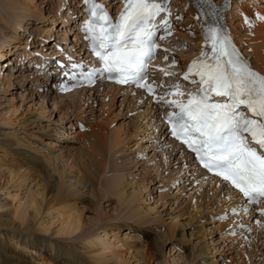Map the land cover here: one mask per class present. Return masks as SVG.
Listing matches in <instances>:
<instances>
[{
	"label": "rangeland",
	"instance_id": "rangeland-1",
	"mask_svg": "<svg viewBox=\"0 0 264 264\" xmlns=\"http://www.w3.org/2000/svg\"><path fill=\"white\" fill-rule=\"evenodd\" d=\"M59 1L60 0H53L51 5V11L56 12L51 13L53 19L45 18L43 22L40 23L36 22L37 20L35 18H32L33 20H29L30 25L33 26L31 29H27L25 32L17 30L15 35H17V37L19 35V37L15 42L17 45L25 46V53H27V50L30 52L33 47L42 45L43 42L46 46V48H44L45 51L50 49V47H48L49 45H53L54 48L56 46L55 43L61 44L63 40L69 39V42L63 43L66 47H73L71 43V41H73V34L66 35L64 30L67 29L69 33L70 31H74L76 34L77 27L76 29L74 27V23L76 22L73 20L75 16H73L72 13H74L73 11L78 1H62V5H68L70 2L68 6L66 5V8L65 5L61 6ZM246 1L249 4L246 3L244 6L250 8V10H247L249 12V17H251L250 21L252 22L253 20L252 23H256L257 17L254 11L263 9L261 7L263 4L261 2L262 0H255L258 2L254 0ZM33 2L36 3V6H39L42 0H33ZM179 2L180 0H173L175 7L181 10L182 4ZM236 2L241 3L240 7H243L241 0H237ZM258 3L261 4V8L258 6ZM59 4L61 7H59ZM8 7L14 10L9 4H4L0 1V13L4 16L3 20L5 21H8L11 15H16L15 11L8 10ZM70 12L71 14H69ZM66 15H68L69 21L72 22L71 26H66L65 24L67 23H63ZM78 15L83 16L80 11H78ZM184 16L187 18L188 15L185 14ZM230 17L232 18L233 26L236 27L234 34L238 39L242 40L241 36L244 34V31L240 17L238 14H232ZM53 20L57 23L53 22ZM190 21L192 20L190 19ZM249 27L252 30L253 26L249 24ZM0 29H2L0 32V40L2 42L5 37H9L13 33L12 29L9 30L8 27L5 28L2 24L0 25ZM239 31L243 32V34ZM263 31L264 29L261 31L263 35L258 37V41H264ZM47 32H50L51 38L49 39L50 41L46 42L44 38H46L45 34ZM180 32H182L178 35L180 41L176 40L174 42L176 45L173 49L174 54L166 55L173 60L178 58V56L176 57L177 54H179L181 58H184L186 56L189 57L191 53L195 51V45L189 44L194 42L191 41V38H193V36L195 37V30H192L193 35H189L190 30H182ZM3 43L6 56L0 59V69L10 74L9 64H11V61H14L16 62L15 64L18 62V67L15 68L12 66V68L16 69V72H19L20 67H22V70H25L26 73H11L13 77L16 76V79H12L10 83H0V139L9 137L8 142H10V144L15 141V139L23 144L21 147L15 148V146H13L7 148L6 143L0 142V213H11V210L15 209L19 203L22 204L25 201V198L30 192L35 193L36 190L40 189V193H44L40 215L34 221H30L29 219L27 222H23L24 224H21L20 227L21 231L26 230L25 232L28 234L33 233L35 236L48 239L54 244L63 246L67 250V247H71V251L76 250L82 253V248H84V246H81V244L84 243L87 245V242H89L87 241L85 243L83 241L88 239L92 240L90 239L92 236H102V230L104 229L107 234L104 236L105 238L100 239V241L103 240V244L99 246V248L109 247L111 249L118 248L124 250V247H120L121 243H131L132 250L129 251V254L126 256L129 264H141L139 263V257L133 250L142 249L149 244L153 246V254L148 264H203V262L209 264L212 261L209 257L217 258L218 264H260L263 262L264 252H261L260 248L255 247L253 241L245 244L246 240L242 236L239 237L238 234H235L231 237L234 238L232 243L235 245L230 246L226 237L220 235L222 225L213 220L215 219L214 216L211 218L213 221L210 219L212 215L211 212L214 214L218 209L220 210V204H216V201L212 204V200L209 198L210 195L206 196L208 199L205 198V196H202L204 198L200 199L201 196L197 197L198 194H195V196L192 195L194 189L191 191V185H187V181H184L185 179L188 180V183L191 181L192 177L189 175V172L186 171L181 174L180 181L182 184H180L181 188L179 192L174 188L169 190L164 189V194L160 192L161 190L157 192L156 186L160 183L161 178L168 175L167 172L172 173L173 171L171 172L165 167L161 153L153 149L152 151L147 150L146 146L150 145L155 147L160 144L149 141V139L156 136H154L150 127H148L149 125L147 123V118H144V113H141L143 116L142 118L139 117L140 112L139 115L138 113L134 114V112H131L136 107L130 98L129 100L131 101L125 103V101H123L124 96H120L116 100V96L118 95L116 94L113 102L108 100L107 103H103L104 101L101 100L100 92L97 91L100 96V102L98 101L99 99L95 97V94H93L92 97V95H90L91 93H87V96L91 99H89L88 103L87 100L89 97H85L82 101L83 105H81V101H78V103L80 102V106L75 101L69 102L68 99H70L71 96L62 97L60 95H55V92H58V89L54 86L56 79H45L40 77V74L31 71L33 65H26L29 59L34 61L36 56H29V58L25 54L22 56L23 50L15 51L17 55H15V52L13 55H9L7 53L9 50H6L5 46L7 44L6 40ZM13 44L11 43L10 45ZM243 46H245V44H243ZM36 60L38 61V58H36ZM7 66L9 68H7ZM48 79L50 82H53V84L49 82L48 85ZM43 82V89L46 90L44 92L41 90ZM50 99L52 101H50ZM121 101L124 102L122 109L119 106ZM75 104L78 105V107H75ZM104 104L110 107L104 108ZM127 104L131 105L126 108ZM146 108L147 106L143 110L145 111ZM103 110L108 112H106L107 115L103 113ZM79 116L84 122L83 126L85 129L89 124L100 125L99 129H97L100 138H102V142L100 143L102 147H108L111 139L114 142L115 139H119L115 142L114 148L108 152L107 155V160L110 162V170H108V163L104 167V173L98 177L97 181L92 180V184H89V186L86 185L87 188L81 191L74 181L75 178H80V171L83 170L84 167L82 162H84V160L87 162L88 157H85V154L89 149L87 142H85L84 138L81 136L85 134V130L83 132H78L80 123L74 122V117L77 118ZM72 124L73 126L71 127ZM74 124L76 126H74ZM110 133L114 136L112 137ZM135 157L137 159L133 160ZM138 157H146V159L143 160L141 158L140 160ZM179 160L180 156H175V158H173L175 167H177L178 170H180L181 165ZM129 166L132 168H129ZM53 168L61 172L66 170L67 173H64L63 177H61L62 180H58L55 175L51 176V172H54ZM113 169H116V171ZM185 169L186 168H184L183 171H185ZM127 171L130 172L128 173ZM68 173H70V175H68ZM72 174L73 176L77 175V177L73 178V176H71ZM156 176L157 179H155ZM22 178L25 179L24 183L21 181ZM114 179H120L121 184L128 186L129 189H127L128 193H126V195L130 194L132 190L131 187L136 188L137 186L138 191L136 194L138 195L135 202L132 203V207L135 206L141 214L139 218L136 217V220L130 216L129 211L131 206L117 203V198L115 196L110 197V192H107V184ZM63 184L65 187L80 191L78 194H81V197L70 198L69 204L77 207V213H79L80 221L83 226L82 230L75 235L65 237L54 235L55 231L59 228V223L54 221L55 214L52 216H47L46 214L50 209L46 211L48 207L47 202L55 199L54 196H56L57 190H59V187H62ZM36 199L38 200L40 197ZM205 204L209 206V210L211 209L210 212H208ZM52 222H54V224L49 227L47 233L40 234L35 231L38 224L49 225L48 223ZM18 225L19 223L15 221L11 224V227L15 229ZM6 226H10V224ZM139 234L143 236L144 242ZM99 242L97 241V243ZM226 244L228 245L224 246ZM261 244H263V241ZM229 247L234 248L231 250ZM238 247L243 250L240 253L241 257L238 253L240 251H236ZM182 249H184L186 253L182 251ZM19 253L22 254V258L26 261H30L32 257H35L37 262L41 259L37 256L38 252L34 253V250L32 251V255L26 252ZM187 255V262H184V260H186L184 258H186ZM90 257L93 258V256ZM1 258L2 257H0V264H7ZM177 259L181 260L177 261ZM174 261L177 262L174 263Z\"/></svg>",
	"mask_w": 264,
	"mask_h": 264
},
{
	"label": "snow or ice",
	"instance_id": "snow-or-ice-1",
	"mask_svg": "<svg viewBox=\"0 0 264 264\" xmlns=\"http://www.w3.org/2000/svg\"><path fill=\"white\" fill-rule=\"evenodd\" d=\"M205 2L211 8V0ZM84 4L89 6L90 19L83 30L102 65L100 70L118 84L132 83L152 94L153 86L141 81L156 48L153 21L166 9L157 0H126L112 23L93 0ZM162 23L170 32L168 21ZM203 31L210 51H202L187 70L199 77L201 87L186 103L165 100L178 109L166 119L173 138L186 145L205 169L256 203L264 199V75L245 62L220 27L209 25Z\"/></svg>",
	"mask_w": 264,
	"mask_h": 264
},
{
	"label": "bare ground",
	"instance_id": "bare-ground-1",
	"mask_svg": "<svg viewBox=\"0 0 264 264\" xmlns=\"http://www.w3.org/2000/svg\"><path fill=\"white\" fill-rule=\"evenodd\" d=\"M0 1L4 4L7 3L10 6H12L14 10H12V8H10V7H8V10L15 11V14H16V15L13 14L14 16L11 15L10 19L8 21H5V20H3L4 16L1 15V13H0V15H1L0 16V25L2 24L3 27H5V28L8 27L9 30L10 29L13 30L12 31L13 33L9 37H5V39H4V41L6 40V42H7V44L5 45L6 50H9V52H7V53L9 55H11V54L13 55V53L15 51L23 50L22 56H24V54H25L28 56V58H29V56H37L40 54L43 57L46 56L47 51L44 50V48H46V46L44 45V42L42 45H39L36 47L32 46L33 48L30 50L31 52H29L27 50V53H25V51H24V50H26L25 46L17 45V43L15 42L19 37V35L17 37V35H15V34H16L17 30L25 32L27 29H31L33 26L30 25L29 20H33L34 18L37 20L36 22H40V23L43 22V19H45V18L46 19H49V18L53 19V17L51 16V13L55 12V11L54 12L51 11V7H52L51 5L53 3V0H42V2L40 3L39 6H36V3L33 2V0H0ZM62 1L64 2V0H60L59 3L61 4ZM217 1L221 2L220 0H217ZM234 1H235V4L233 6L232 13H238L239 17L241 19V24L243 23V25H244V23H246V22L243 21V18H246L245 16L248 15L247 10H250V8H245V6H243L241 8L240 7L241 3L236 2L237 0H234ZM241 1L243 4H246V3L249 4L246 0H241ZM258 1H255V2H258ZM122 3L123 2H119V5L117 6L118 10H120V8L122 7V5H123ZM180 3H183V6L185 8L183 11L185 14L188 15L187 18H190L192 21H190V19H188L187 26H186L185 23L182 22L183 19L182 18L180 19L181 14H179L176 11L175 13H172V18L174 21V30L177 31L176 32V34H177L179 31L183 30V27H186V29H188V28L191 29L192 26H195L194 29H195V31H197L195 34L196 36L195 37L193 36V38H191L192 39L191 41L192 42L194 41L193 43L196 47V52H197L196 54L199 55V54H201V51L205 49V47L203 46V42H204V31L203 30L206 29L207 22L204 19H201L199 17L198 12L190 6V3H188L187 0H180ZM60 4H59V7H61ZM107 5H110V3ZM77 6L79 7V10H78ZM258 6L260 7V3H258ZM83 8H84V6L82 4L80 5V1H79V2H77L76 8L74 9L73 12L78 13V11H80L82 13ZM254 12H255L256 17L261 18L262 16H264V9H261V10L258 9V10H255ZM187 18H186V20H187ZM69 20L70 19L68 18V15H66V18H65L63 23H67V24H65L66 26L67 25L71 26L72 22ZM82 20H84V18ZM82 20H80L81 24L76 29V31H77L76 34L74 33V31L73 32L70 31V33H69V32H67V29L64 30V33L66 35L73 34L72 35L73 41H71V43L74 47L73 48L72 46L71 47L67 46V48L65 47V49L72 50V48L75 49L76 46L80 47L79 46L80 44L78 42L80 40V35L78 33H80V31H81V27L83 24ZM53 22H56V21L53 20ZM232 24L233 23L229 22L231 37H232L233 41L237 45L240 46L239 39L236 38V36L233 34V31L236 30V27H233ZM249 24L253 26L252 30L250 29ZM245 28H246L245 35L243 34V32L239 31L241 34H243L241 36V38L243 37V39L248 44L249 50L247 52H248L249 56L251 58H253V67L256 68L259 72H261L264 75V41H258V37L260 35H263L261 33V31L264 29V25L263 24L259 25V23H255V24L254 23H248L247 26H245ZM1 30L2 29H0V32H1ZM263 33H264V31H263ZM45 37L46 38H44V39L46 41H50L49 40L51 38L50 32H47L45 34ZM69 41H70V39L69 40H63V42H65V43L69 42ZM3 42L2 41L0 42V59L2 57L6 56V51L4 50V45H3L4 43ZM11 43L12 44L14 43V44L10 45ZM51 47L53 48V45ZM244 49L247 50L246 48H244ZM51 54L53 55L55 53L53 52ZM60 54L56 53L55 56H60ZM192 54H193L192 56H194L195 52H193ZM15 55H17L16 52H15ZM70 55L72 57H69V58H73V55L72 54H70ZM197 55L192 57V58L191 57L178 58V60H180L181 63H188L189 61H191L195 57H197ZM37 65L42 68L44 65V62L41 61V59H39ZM34 67L36 68V66H34ZM44 68L45 67L42 68L43 72H41V74L39 75L40 77H43L45 79H47V78L56 79L54 74L53 75L49 74V77H48V74L46 72L48 71V73H52V71L49 69L44 71ZM25 69H26V67H25ZM42 70H40V71H42ZM35 71H36L35 73L40 72V71L37 72V70H35ZM9 75L10 74H7L6 71H2L0 69V83L1 84L3 82H5V83L9 82L10 83L12 79L13 80L16 79V76L13 77L12 74L10 76ZM193 81H194V79H191V78L188 79L189 83H193ZM191 89H193V88H191ZM128 91L130 92L131 90L130 89H128V90L127 89H119V88L114 87L112 85L111 86L103 85V89L100 91V95L102 98L101 100L104 101V99L106 100V98H108L109 101L111 100V102H113V99H115L116 94L125 95L123 101H125V103H128L132 100V103L135 104V107H137L138 112H140L139 117L143 118L141 113H144V118H147V123L149 125L148 127H150L152 132H153V130H155L157 136H159V137L161 136V140L164 141L167 138V137L163 136L164 135V128H163V126L157 125V123H156V117L160 116L159 112H161V107L159 108L158 106H153V104H151L149 101H147V102L142 101L141 102L142 98L139 95L136 96L137 100H136V98L133 99L129 96ZM93 92H95V91H93ZM87 93H89V92H87V90L78 91L77 93L74 94V96H71L70 99H68V100H69V102L70 101H73V102L75 101L77 103H78V101L82 102L85 99V97H89V96H87ZM93 94H95V93H93ZM93 94L91 93L90 95H92V97H93ZM95 97H99V99H100V96L98 95V93H97V95H95ZM129 98L131 100H129ZM89 99H90V97L88 98L87 103L89 102ZM50 101H52V100L50 99ZM92 101H93V99H92ZM123 103L124 102H122V101H121V103H119L120 104L119 106L121 109L124 106ZM147 103H148L149 107H147L145 109V111L144 110L140 111V110H142L143 107L145 108V104H147ZM78 105L80 106V102L78 103ZM78 105L75 104V107H78ZM81 105H83V102ZM129 105H131V104H129ZM129 105L127 104L126 108ZM109 107L110 106H106V104H104V108H109ZM79 109H81V108H79ZM78 110H76V111H78ZM110 110H109V112H110ZM85 112H86V110H85ZM106 112L104 111L103 113H106ZM76 113H78V112H76ZM107 113H106V115H107ZM37 121H38V119H37ZM74 122L82 124L81 126H83V124H84V122H83V120H81L80 116L77 118L74 117ZM72 126H73V124L71 125V127ZM74 126H76V125L74 124ZM99 126L97 124L96 125L95 124L94 125L89 124V126L85 129V134L81 135L82 138H84L85 142H87V146L89 149V151H87V152L85 151L86 152L85 157H88V160H87V162L85 160H84V162H82L84 167H83V170L80 171V178L79 177L75 178V177H77L76 174H75L76 176H73V174L71 175V176H73V178H75L74 182L78 186L80 191L82 189L87 188V186H89V184H92V180L97 181L98 177L104 173V167L108 163H109L108 164V170H110V162L107 160L108 159L107 155H108V152H110L114 148L113 146L115 145V142L119 140V139H115V142H114L111 139L110 145L107 143L109 146L108 147L103 146L104 147L103 148L102 145L100 144L102 142V138H100V136L98 134ZM105 130H106V128H105ZM113 136L114 135H112V137ZM154 136H155V134H154ZM8 139H9V137L0 139V142L6 143L7 148L13 147V146H15V148L23 146V144L17 139H15V141H13L11 144H10V142H8ZM170 144H172V143H170ZM166 149L168 150V148H166ZM174 150H175V152L179 153V150L177 148H171V153ZM77 152H78V150H77ZM182 156L184 157L185 163L186 164L188 163L187 167H191L192 166L191 158L187 155H182ZM34 160H36V159H34ZM133 166H135V165H133ZM130 167L131 166H129V168ZM113 170L116 171V169H113ZM193 170L194 169H192L191 171H193ZM119 172L121 173L120 170H119ZM64 173H67L66 170H64V172H61L58 169H54V172L53 173L51 172V176L55 175L58 178V180H62L61 177H63ZM68 175H70V173H68ZM195 175H197V178L195 179V181H197V179L199 177L204 178V175L201 171L196 172ZM134 178H135V176H134ZM21 181L24 183L25 179L22 178ZM120 182H121L120 179H118V180L114 179L110 183H108L107 184V189H108L107 192H110V197L115 196L117 198V203H120L121 205L127 204V205L131 206V209L129 211L130 216H132V218H134V220H136L137 218H139V215L141 214L140 212H138L139 210H137L135 206L132 207V203L135 202V199L138 195V194H136V192L138 191L137 186H136V188L130 186L132 190H131L130 194L126 195V193H128L127 189H129V188H128V186L121 184ZM199 182L201 184H203L202 189L199 191L200 195L208 196V194H210L211 197L209 196V198H211L212 204H214L216 200L219 202H221V200H223V203L221 205V208H223V209H222V213L218 214L219 218H221L222 215H224V214H226V212H228L227 209L229 207H231V205H238L240 203V200L238 199V197L233 192H229V194L225 196L226 188L222 184H219V185L216 184V180L206 179V181L201 180ZM204 185H206V187H204ZM59 188L60 189L57 190L56 196H54L55 199L54 200L52 199L50 202L49 201L47 202L48 207H47L46 211L49 208L50 209L48 210V213L46 212V214H47V216H52L53 214H55L54 221L56 223H59V225H58L59 228H58V230L55 231L54 235L61 236V237L73 236L77 232L82 230L83 226H82V223L80 221L79 213H77V207L74 205H70L69 199L73 198V197L80 198L81 194H78V192H80V191H76L73 188L70 189L68 187H65L64 184L62 187H59ZM38 197H40V199L37 200L36 198H38ZM205 198H207V197H205ZM43 199H44V193H42V192L40 193V189H39V190H36L35 193L30 192L27 195V197L25 198V201L22 204L19 203L15 207V209L11 210V213H8V212H5L3 214L0 213V257H2L1 259L3 261H5L7 264H33V263L34 264H36V263L37 264H129V262L126 259V256L129 254L128 252L132 250L131 245H130L131 243H129V242L121 243L120 247L121 248L124 247V250H120L118 248H116V249L112 248L111 249L109 247L101 248V249L99 248V246H101L103 244V240L100 241V239L105 238L104 236L107 234L106 230H104V229L102 230L103 232L101 231L102 236H100V235L98 237L92 236V238H90L92 240L88 239L86 241H83L85 243L87 241H89V242H87V245H85L84 243L81 244V246H84V248H82L83 249L82 253H79L76 250L71 251L70 250L71 247H67L68 248V250H67L63 246H60L59 244H54L52 241L45 239L43 237H37L33 233L28 234L27 232H25L26 230L21 231L20 227H21V224L22 225L24 224L23 222H27L29 219H30V221L31 220L34 221L40 215V211L42 208L41 205H42ZM205 201H206V199H205ZM205 205L207 206L208 212H210L211 209L209 210V208H208L209 206L207 204H205ZM196 207H198V206H196ZM197 209H196V211H197ZM28 212H30V213H28ZM214 217L217 218L216 215H214ZM15 221H17L19 223V225L17 228L13 229L11 227V224L14 223ZM217 221L218 220H216V222ZM241 221H243V222H241ZM231 223H237L236 229H239L242 224H249L250 225L249 230H250V232L253 233V236L251 238H249L248 241L253 240L254 244L256 245L255 247L260 248L262 252L264 251V244H261L262 242L260 243V241L262 239H264V227L253 226L251 224L250 220H248L245 217L240 215L239 217H231L229 222H223L222 224H220V225H222L220 231L222 229L223 230L227 229ZM7 224H10V226H6ZM48 224L49 225L38 224L37 227L35 228V231L37 233L39 232L40 234L47 233L49 231V227L52 224H54V222L48 223ZM141 231H143V230H141ZM226 232L231 234V232H235V231L231 227V229H228ZM260 235H263V236H260ZM140 236L143 238L142 235H140ZM222 236H223V234H222ZM97 241L98 242L100 241V242L97 243ZM143 242H144V238H143ZM227 242H230V241H227ZM211 243H212V241H211ZM229 244H230V246L235 245L233 243L231 244V242ZM227 245L228 244H226L224 246H227ZM86 246H89V247H86ZM14 247H15V250H14ZM203 247H205V246H203ZM233 248L234 247H232L230 249L232 250ZM33 250H34V253L38 252L37 256H39L41 258L40 261L37 262L36 258L32 257V256H31L32 258L30 261H26L25 259L22 258L23 257L22 254L19 253V252H21V253L26 252V253H29L30 255H32ZM152 250H153V246L151 244H149L147 247H144L142 249H135L133 251L139 257V263L148 264L152 259V256H151L153 254ZM237 250L240 251V252H238L239 254L241 253V251H243L239 247L236 249V251ZM106 251H108V252H106ZM182 251H184V249H182ZM206 251H207V249H206ZM184 252L186 253V251H184ZM90 256H93V258H91ZM240 257H241V254H240ZM209 258L212 260L211 263H209V264H218L217 258H213V257H209ZM184 259H186V260H184V262H187L188 255ZM178 260H181V259H177V261ZM177 261H174V263H176ZM186 264H188V263H186ZM203 264H205V263L203 262Z\"/></svg>",
	"mask_w": 264,
	"mask_h": 264
}]
</instances>
